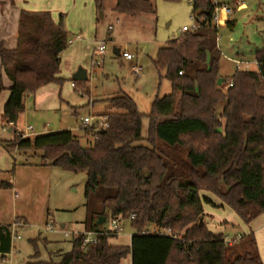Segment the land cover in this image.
I'll return each instance as SVG.
<instances>
[{
    "label": "trees",
    "instance_id": "obj_1",
    "mask_svg": "<svg viewBox=\"0 0 264 264\" xmlns=\"http://www.w3.org/2000/svg\"><path fill=\"white\" fill-rule=\"evenodd\" d=\"M106 1L94 0L98 21L104 18L99 12L105 11ZM155 1L114 0L112 10L130 17L154 16ZM189 1L200 27L169 40L153 60L171 82L172 93L152 103L148 145L139 144L144 114L125 92L107 100L113 111L105 114L102 126L83 128L93 137L87 146L72 130L0 140L14 157V152L37 157L49 166L86 175L84 224L86 231L97 233V241L86 243L84 232L74 235L71 250L58 264H121L129 255L132 264H264L252 232L236 255L235 244L204 220L205 206L219 208L209 193L246 225L264 215V46L255 53L257 69L221 76L211 0ZM227 24L233 28L235 21L228 19ZM69 40L63 13L56 21L50 11L22 10L17 47L9 50L0 42L2 67L13 82L1 120L11 132L25 111L27 94L49 83L63 84L61 53ZM219 78L224 79L221 85ZM82 83L74 80V89L89 94ZM4 89L0 76V96ZM100 188L113 193L102 199L101 211L90 212V198ZM101 216L106 221L99 225ZM111 218L131 225L130 245L109 242L119 235L106 226ZM161 228L171 229L172 235H160ZM11 240L12 224H0L1 258L12 250ZM29 243L31 259H39V244L46 246L47 241L39 235Z\"/></svg>",
    "mask_w": 264,
    "mask_h": 264
},
{
    "label": "rangeland",
    "instance_id": "obj_2",
    "mask_svg": "<svg viewBox=\"0 0 264 264\" xmlns=\"http://www.w3.org/2000/svg\"><path fill=\"white\" fill-rule=\"evenodd\" d=\"M85 2L84 17L78 18V15L70 12L72 23L69 26V36L73 39L77 34L81 35L80 40L69 44L62 53V71L77 70L80 66L86 68L89 78L85 82L89 88V94H82L73 90L69 86L71 77H64L63 86L65 90L74 95H83L84 98L94 101L92 107L80 105L72 107L63 105L60 110L49 112L30 113L25 120V126L41 127L45 122H50V127H63L66 130H72L77 136L85 134L81 127V117L85 115H94L95 118L101 113L111 112L108 108V102L105 98L115 96V92L123 90L130 95L136 102L139 111L144 114L142 138L139 142L142 145H148L145 140L148 135L149 120L147 114L152 109V103L156 97H163L172 93L171 82L164 77V72H159L153 60L156 59L157 51L160 47L168 44L169 40L178 38L182 34V27H190L195 22L192 18L193 8L189 0L165 1L156 0L157 12L154 16L143 15L140 17H130L120 15L112 6L114 0H108L105 4L104 18L97 20L98 11L93 0H83ZM233 12L229 15H221V22L216 35V51L220 53L219 72L223 77H231L236 70L244 69L245 64L236 65L227 57L236 58L249 63V68L257 69L255 61V50L263 46L264 24V0H223ZM240 4L237 5L236 3ZM65 17L68 15L65 13ZM236 22L233 28L228 27L227 20ZM109 25L113 26L109 30ZM95 36L106 41L105 53L97 56L101 60L100 65L93 64V54ZM112 38V39H110ZM116 48L120 49L121 57L114 54ZM239 52V55L235 54ZM130 52L135 55L134 62L142 67L140 77L132 73V61L124 58L123 53ZM162 76V77H160ZM78 86V90H79ZM225 90H227L224 87ZM115 93V94H114ZM77 109L79 115L75 114ZM20 129V128H18ZM85 136H87L85 134ZM87 146L86 141H82ZM83 175L77 174L75 185L69 187L73 196L76 197L78 205L84 199ZM75 191H74V190ZM113 190L100 188L94 193L89 201L90 212L102 210V199L112 194ZM202 194H207L202 191ZM212 199L219 203L212 194H208ZM230 211V210H228ZM56 222H66L71 225L72 212L54 211ZM209 216V215H208ZM204 215V220L214 223L211 218ZM215 224V223H214ZM107 225V223H106ZM134 230L128 222L123 225L122 234L128 235ZM226 240L232 242L236 248V255L247 245V237H243L242 226L230 225L227 227ZM120 233V234H121ZM238 243V244H237ZM233 250V248H231ZM235 255V256H236ZM233 259V255H229Z\"/></svg>",
    "mask_w": 264,
    "mask_h": 264
},
{
    "label": "crops",
    "instance_id": "obj_3",
    "mask_svg": "<svg viewBox=\"0 0 264 264\" xmlns=\"http://www.w3.org/2000/svg\"><path fill=\"white\" fill-rule=\"evenodd\" d=\"M87 6L88 4L85 6L83 0H0V42L9 50L17 47L19 19L22 10L50 11L56 21L61 13L64 16L67 13L68 17H65V21L69 33L70 31L68 29L73 21L70 12L75 11L74 13L78 15V18H82L84 17ZM261 18L264 24V16ZM102 40L95 36L93 44L96 46ZM261 48L256 49L255 53ZM116 51L120 53L117 55L115 53ZM115 52L114 54L117 57L120 58L122 56L120 49L116 48ZM235 54L239 55V52L235 51ZM235 57L227 58L235 63V60H240L237 58L238 56ZM79 71H84L89 76L88 70L80 66L77 70H70V72L66 70L64 74L62 69H60L59 77L64 81V77H71L69 86L73 87L74 90V77ZM0 76L5 87L0 96V140L7 141L13 139L14 133L11 132V129L4 131L3 128L5 126L1 117L4 106L9 98V89L12 87L13 82L2 67L1 57ZM87 80H84V82ZM82 86L87 87L86 83H82ZM64 88L65 86L63 84L53 82L41 87L35 94H27L24 98L25 111L20 116L17 129H25V120L30 113H52L60 110L63 105H73L72 107H80L82 104L84 105L83 107L93 106L92 103L94 101L91 99L86 101L87 98L79 95L80 93L74 95ZM118 92L124 91L119 90ZM118 92L115 93L117 94ZM111 97L113 96L105 99L108 100ZM75 112L79 115L77 109ZM106 113L108 112L101 113L96 118L94 115H91L92 124L97 129L102 126ZM87 116L90 115H85L84 117ZM50 124V122H45L43 126L37 127V129L33 127V131L29 134V137L34 138L37 135L67 129L59 126L50 127ZM85 134L79 136V138L81 141L88 143L93 137L86 132ZM14 153L16 158L0 144V224L19 222L17 233L21 238L16 240L12 252L6 256V259H1L2 256L0 255V264H27L28 262L34 263L39 261H53L55 264H58L62 255L71 250L74 235L86 231L84 224L87 216L86 199L84 197L81 205H78L76 197L69 190V187L75 185L77 174L66 172L58 167L49 166L46 161L40 162L37 157L26 156L24 154H18L17 152ZM28 158L29 162H25ZM15 159L17 160L16 165H14ZM82 175L84 186L86 175L83 173ZM3 183H11L12 186H3ZM215 203L219 205V208L205 206V214L207 216L209 215L208 218H211L215 223H210L208 220H205L208 227L216 233H223L225 236V231L229 224L242 226L243 232L241 235L243 236L252 232L256 238L257 247L264 262V215L259 216L249 225H246L228 207L222 205L220 202L215 201ZM54 211L72 212L71 225L68 227L66 222L57 223L55 215L53 214ZM24 221L26 224H24ZM122 223L124 225L125 222ZM48 225H50V228H48ZM106 226L108 229L110 228L109 222ZM132 234L125 235L121 233L116 238H111L109 242L112 245L128 246L131 244ZM39 235L41 239L47 241V245L39 244L40 258L34 260L31 259L34 250L29 240ZM121 264H132L131 256L129 255L123 259Z\"/></svg>",
    "mask_w": 264,
    "mask_h": 264
},
{
    "label": "built area",
    "instance_id": "obj_4",
    "mask_svg": "<svg viewBox=\"0 0 264 264\" xmlns=\"http://www.w3.org/2000/svg\"><path fill=\"white\" fill-rule=\"evenodd\" d=\"M211 3L213 5V13H212V20L214 22V24H216V26L219 25V23L221 22V15H229L233 12V8L230 7L229 4L222 2V0H211ZM237 5H239L240 3L237 2ZM192 18L194 19V23L193 25H191L190 27L188 26H183L182 27V32H187V31H194L197 30L200 27V23L196 20L195 14H193ZM109 30L113 29L112 25H109ZM81 35H76L73 39L69 40V43L71 44L74 40L80 39ZM105 49H106V41L102 40L99 41L95 47L94 50V54H93V64L95 65H100L101 64V60H99L97 58V56H101L105 53ZM123 56L126 60L128 61H132V73L137 76L140 77L142 74V67L139 66L138 63L134 62L135 59V55L130 53V52H125L123 53ZM245 64V68H249V63L245 62V61H241V60H235V64L241 65V64ZM255 64L258 65V62L255 61ZM182 72H180L181 74ZM231 86V83L226 85L225 88H229ZM92 125V117L91 116H87V117H83L81 119V127L85 128V127H89ZM4 131H7V128L4 127L3 128ZM12 131V130H11ZM33 131V126L28 125L25 127V129L21 130V129H16V131H14V135L15 136H19L21 138H25L28 137L30 133H32ZM134 215L131 216V218H133ZM109 225L110 228L109 230L112 232H115L117 234H120L123 231V223L120 219L118 218H111L109 220ZM19 226V222H14L12 223V246L14 245V243L16 242V240L20 239L21 237L18 235L17 233V227ZM48 228H50V225H48ZM147 231H144L143 233L145 234ZM157 232L160 235H172V231L171 229H165V228H161L158 229ZM85 242L86 243H95L97 241V233L94 231H85ZM232 244V242H229ZM13 249V248H12ZM12 252V250L10 251V253ZM10 253H8L7 255H9ZM6 255V256H7ZM5 258H1V259H6Z\"/></svg>",
    "mask_w": 264,
    "mask_h": 264
},
{
    "label": "water",
    "instance_id": "obj_5",
    "mask_svg": "<svg viewBox=\"0 0 264 264\" xmlns=\"http://www.w3.org/2000/svg\"><path fill=\"white\" fill-rule=\"evenodd\" d=\"M103 14H104L103 11L99 12V15H100L101 19L103 18ZM115 53L118 55L120 52L116 51ZM74 79L78 80V81H84V80L88 79V76H87V74L84 71L83 72L79 71L78 73H76ZM223 81H224L223 78H219L218 85H221ZM105 221H106V217L105 216H101V217H99L97 219V224L102 225L103 223H105Z\"/></svg>",
    "mask_w": 264,
    "mask_h": 264
}]
</instances>
